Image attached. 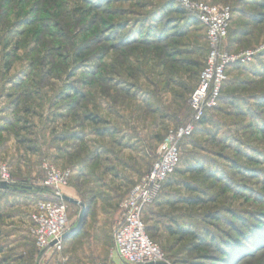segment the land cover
Masks as SVG:
<instances>
[{"label":"rangeland","instance_id":"1","mask_svg":"<svg viewBox=\"0 0 264 264\" xmlns=\"http://www.w3.org/2000/svg\"><path fill=\"white\" fill-rule=\"evenodd\" d=\"M192 1L233 8L221 49L235 59L142 221L161 264H264V0ZM191 14L174 0H0V264H124L110 257L120 204L192 119L209 45ZM50 166L70 172L61 253L36 246L22 188Z\"/></svg>","mask_w":264,"mask_h":264},{"label":"built area","instance_id":"2","mask_svg":"<svg viewBox=\"0 0 264 264\" xmlns=\"http://www.w3.org/2000/svg\"><path fill=\"white\" fill-rule=\"evenodd\" d=\"M174 1L193 12L204 25L209 45L208 55L199 74L198 84L189 97L191 121L176 129L167 150L152 162L149 170L120 204L122 214L112 230L110 257L124 264L164 262L160 247L151 241L146 233L142 221L143 209L157 199L163 183L177 169L180 163L181 141L193 133L194 124L203 117L206 109L218 100L222 84L227 78L226 67L235 59V56L221 49L232 19L230 6H218L204 1ZM246 55L250 56V52ZM46 170V177L38 185L52 193L36 201L35 212L31 214L30 230L39 249L61 253L65 239L63 235L71 231L67 202L62 198V187L67 184L70 172L58 170L53 166L47 167ZM9 177L7 167L0 164V182L9 183ZM65 260L66 258H63V261Z\"/></svg>","mask_w":264,"mask_h":264},{"label":"trees","instance_id":"3","mask_svg":"<svg viewBox=\"0 0 264 264\" xmlns=\"http://www.w3.org/2000/svg\"><path fill=\"white\" fill-rule=\"evenodd\" d=\"M177 10L178 11H182V8L181 7H179V8H177ZM231 11H232V18L234 17V15H235V13H234V10H233V8L231 7ZM190 17H192V19L193 20H195L204 30H205V27H204V25L198 20V18L196 17V15L194 14V15H192L191 14V16ZM260 18H262V17H260ZM233 20V19H232ZM205 34H206V30H205ZM230 66V65H229ZM229 66H227L226 67V75H227V69H229L230 67ZM226 82H227V79L223 82V84H222V87H221V91H220V95L223 93V91H224V87H225V84H226ZM204 116H205V114H204ZM204 116L202 117V119L198 122V123H202L203 122V119H204ZM193 134V133H192ZM187 144H186V142L185 141H183L181 144H180V162H182L183 163V161L186 159L185 157H184V150H185V146H186ZM183 166V164L181 165V167ZM180 168H177L176 170H175V172H177L178 170H179ZM174 172V173H175ZM173 173V174H174ZM172 174V175H173ZM172 175H170L169 176V178L164 182V183H166L171 177H172ZM24 190H23V189ZM20 190H23V191H25V192H27V193H30V195H29V197L30 198H32L33 199V201H37V200H39V199H41V198H43L44 196L46 197V195H51V193H52V191H50L49 189H47V188H42V187H40V188H38V189H34V188H31V191H29V187H26V186H23ZM27 190V191H26ZM32 193V194H31ZM157 200H155L153 203H155ZM67 203H68V201H66ZM144 212V211H143ZM143 212H142V214H143ZM146 227V226H145ZM166 228H167V230L170 232V233H173V234H182V235H185V234H188L189 232H188V230H185V229H183V228H181V227H177V228H172L171 226H166Z\"/></svg>","mask_w":264,"mask_h":264},{"label":"water","instance_id":"4","mask_svg":"<svg viewBox=\"0 0 264 264\" xmlns=\"http://www.w3.org/2000/svg\"><path fill=\"white\" fill-rule=\"evenodd\" d=\"M0 188L1 189H5L7 188V184L5 182H0ZM62 198L65 200V201H73L72 198H70L69 196L67 195H63ZM82 206V210L80 212V216H79V220L81 221L83 219V217L85 216V213H86V207L84 204H81ZM71 232V231H70ZM70 232L66 233L65 235H63V238H65L66 236H68L70 234ZM53 243V242H52ZM51 243V244H52Z\"/></svg>","mask_w":264,"mask_h":264},{"label":"crops","instance_id":"5","mask_svg":"<svg viewBox=\"0 0 264 264\" xmlns=\"http://www.w3.org/2000/svg\"><path fill=\"white\" fill-rule=\"evenodd\" d=\"M69 238H70V234H69L68 236L65 237L63 244H65V242H66Z\"/></svg>","mask_w":264,"mask_h":264}]
</instances>
